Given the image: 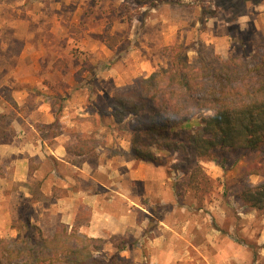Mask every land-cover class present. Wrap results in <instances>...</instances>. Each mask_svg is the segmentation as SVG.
<instances>
[{
  "label": "rangeland",
  "instance_id": "rangeland-1",
  "mask_svg": "<svg viewBox=\"0 0 264 264\" xmlns=\"http://www.w3.org/2000/svg\"><path fill=\"white\" fill-rule=\"evenodd\" d=\"M112 34L118 36L114 49L106 45ZM175 41L189 46L195 64L203 58L218 65L232 55L253 64L264 53V0H0V87L10 86L19 105L0 96V142L25 129L30 116L38 119L43 105L61 108L62 116L69 101L86 97L77 87H103L97 100L111 106L117 89L168 67L165 46ZM144 59L150 60L146 68ZM195 124L192 118L187 127ZM46 130L70 131L58 124ZM158 154L168 183L161 194L172 198L174 191L176 201L161 204L155 216L184 234L172 238L175 246L208 237L201 252L171 253L174 263L264 264V211L247 210L236 197L246 157L229 153L224 169L212 159L192 166L184 152ZM242 179L258 184L263 176ZM0 230L1 237L17 235V229ZM104 252L114 249L105 246ZM122 254L132 264H156L137 247ZM156 254L168 263L166 254Z\"/></svg>",
  "mask_w": 264,
  "mask_h": 264
},
{
  "label": "trees",
  "instance_id": "trees-1",
  "mask_svg": "<svg viewBox=\"0 0 264 264\" xmlns=\"http://www.w3.org/2000/svg\"><path fill=\"white\" fill-rule=\"evenodd\" d=\"M117 42V34L106 36L108 48ZM165 50L167 68L113 93L111 114L131 135L130 155L159 165V151L184 152L192 166L212 159L226 169L228 154L239 153L247 163L241 167L236 197L247 210L264 211V53L253 64L232 55L216 65L203 58L195 64L189 46L177 41ZM0 96L19 106L10 86L0 87ZM55 113L59 124L61 108ZM192 118L196 124L188 128ZM78 138L70 150L83 154L94 149L92 137ZM250 175L263 180L253 184L242 179ZM14 226L15 237L0 236V264H132L122 253L139 242L133 235L91 237L63 223L48 234L25 214ZM107 242L115 249L111 254L104 252Z\"/></svg>",
  "mask_w": 264,
  "mask_h": 264
},
{
  "label": "crops",
  "instance_id": "crops-1",
  "mask_svg": "<svg viewBox=\"0 0 264 264\" xmlns=\"http://www.w3.org/2000/svg\"><path fill=\"white\" fill-rule=\"evenodd\" d=\"M149 61L142 60L143 68ZM86 87L76 88L86 97L69 101L59 117L58 125L69 132L43 131L57 125L53 107L43 105L38 119L30 116L25 129L15 126L16 136L0 142V227L13 231L14 221L25 214L48 234L63 223L91 237L133 235L139 240L135 247L156 264H175L171 253L176 257L177 251H203L207 235L204 242L191 238L184 247L175 246L172 238L184 234L155 216L161 204L176 201L174 191L172 198L161 194V185H168L162 167L130 155L131 135L119 133L111 106L97 100L106 89ZM79 136L92 137L94 149L70 150ZM106 246L114 249L110 242ZM162 252L168 263L156 254Z\"/></svg>",
  "mask_w": 264,
  "mask_h": 264
}]
</instances>
